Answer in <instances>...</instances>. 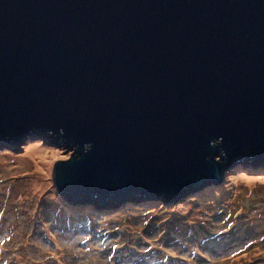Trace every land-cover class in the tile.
<instances>
[{"label":"water","instance_id":"1","mask_svg":"<svg viewBox=\"0 0 264 264\" xmlns=\"http://www.w3.org/2000/svg\"><path fill=\"white\" fill-rule=\"evenodd\" d=\"M29 132L98 211L264 161V0H0V138Z\"/></svg>","mask_w":264,"mask_h":264},{"label":"rangeland","instance_id":"2","mask_svg":"<svg viewBox=\"0 0 264 264\" xmlns=\"http://www.w3.org/2000/svg\"><path fill=\"white\" fill-rule=\"evenodd\" d=\"M15 141L0 138V164L7 163L0 165V264H155L158 260V264H264V161H237L220 183L204 184L175 200L171 199L177 196L174 194L168 198L134 194L116 201L113 216H91L75 202V215L71 216V207L62 205L65 201L58 191L45 182L42 164L33 159L18 163L30 146L49 154L61 145L31 138L13 145ZM223 188L225 194L219 195L217 191ZM146 201L169 204L168 210L157 205L117 211L126 204ZM83 202L96 209L105 206L93 199ZM57 213L61 218L54 222L51 216ZM239 220L241 225L236 228ZM199 224L206 229L207 238L225 237V244L203 240L205 235L195 233L181 246L177 241L188 237ZM235 232L243 242L232 245L230 237ZM71 244L73 249L67 247ZM200 251L206 261L195 259ZM69 256L77 259L70 261Z\"/></svg>","mask_w":264,"mask_h":264},{"label":"bare ground","instance_id":"3","mask_svg":"<svg viewBox=\"0 0 264 264\" xmlns=\"http://www.w3.org/2000/svg\"><path fill=\"white\" fill-rule=\"evenodd\" d=\"M42 134V136H43V138L42 137H40L39 135H41ZM26 136H27V138H26ZM25 137H23V138H20V141H25V140H27L28 138H31V139H40V140H42L43 142H45L46 144H51L52 142H53V140H54V138H53V136L52 135H49L48 133L46 134V133H43V132H29L27 135H26ZM13 145H15V142L13 143ZM60 145V144H59ZM11 148L12 149H15L16 147L15 146H11ZM27 151H29V152H27L26 153V155L27 156H24V157H22L21 159H19L18 160V163L19 164H25V162H29V161H31L32 159L33 160H36V163H37V165H39V164H42V162H43V159H44V156H45V154H47V152H45V150L43 149V150H39L38 148H36V145L35 146H30L29 148H28V150ZM217 157H219L218 159H219V161H224V157H225V155H224V153H216V157L215 158H217ZM225 162V161H224ZM0 165H2V166H7V163H2V164H0ZM3 170V172H5L6 170L5 169H2ZM233 170H235V169H233ZM232 169H231V171H233ZM9 173H12V172H10V171H7V173L6 174H9ZM225 188H223V189H221V190H218L217 192H218V194L219 195H224L225 194ZM218 195V196H219ZM196 197V196H195ZM214 197H215V195H214ZM190 199L191 198H189V200H187V201H190ZM197 199V198H196ZM88 204V203H87ZM62 205H64V206H66L67 207V209H69L68 207L70 206L71 208L69 209L71 212H70V215L72 216H74L75 215V210H73V207H74V205H75V202H72V203H69V202H64V203H62ZM89 206H92L93 208H89V207H85L84 208V206H80L81 207V210H84L86 213H88V214H90L91 216H94V215H97V216H113V215H115L116 213V211L113 209V210H107V211H98V210H96L95 208H96V206H94V205H92V204H88ZM126 205H128V206H126L125 207V209L124 208H119V209H121V210H117V211H124V210H133V208L134 209H137V208H139L140 206H142V207H146V208H153V207H155V206H161V205H166L165 203H162V202H152V201H146L145 203H143V204H140V205H132V204H126ZM169 204H167L166 206H168ZM144 208H140V209H144ZM94 210L96 211V213H94ZM66 210H64V213L66 214ZM59 214L57 213V215H52L51 217H52V219L54 220V222H56V219L58 218V219H60L61 217V215H59ZM58 216V217H57ZM67 247H69L70 249H73L74 248V245L73 244H71V246H67ZM153 258V257H152ZM160 258V257H159ZM158 258V259H159ZM160 260H158V262H159ZM158 262L157 261H155V262H153V263H155V264H158Z\"/></svg>","mask_w":264,"mask_h":264},{"label":"trees","instance_id":"4","mask_svg":"<svg viewBox=\"0 0 264 264\" xmlns=\"http://www.w3.org/2000/svg\"><path fill=\"white\" fill-rule=\"evenodd\" d=\"M52 143H55V144H60L61 145V143L59 142V141H55V140H53V142ZM245 162H248V161H245ZM230 167H231V165H230ZM183 195H185V194H181L180 196H183ZM180 196H171L172 198V200H175L177 197H180ZM90 199H92V198H85L84 197V199H82L81 201H77V202H80V206H84L85 207V205H88L86 202H83V201H85V200H90ZM196 200H199L198 198L196 199ZM118 201H120V200H118ZM172 202V201H171ZM198 202V201H197ZM210 202L208 201V203L207 204H209ZM206 204V205H207ZM205 205V204H204ZM161 207H165L167 210H168V206H166V205H161ZM161 207L160 208H158V209H161ZM136 210H140V208H137ZM170 211H172V209H170ZM220 212V211H219ZM166 219H164L163 221H165ZM240 222H241V220H239V221H237L235 224H234V226H237L236 228H239V225H241L240 224ZM242 223H243V221H242ZM200 225V224H199ZM199 228V230H197ZM194 231H192L189 235H188V237L187 236H185V237H183L181 240H179V241H177V242H179L180 243V245L182 246V245H185V242H182L183 240H191V239H193L194 237H193V235H195V233H197V235H199V236H204L205 235V231H206V229L204 228V226H202V225H200V226H198L197 228L195 227V229H193ZM228 230V229H227ZM197 231V232H196ZM178 232H180L179 230H178ZM199 232H201V233H199ZM224 233H226V230H225V232ZM223 233V234H224ZM176 234V236H179V234H177V233H175ZM239 232H235L231 237H230V240H231V243H232V245H237V244H239V243H242L243 242V240L242 239H238L239 238ZM224 237V236H223ZM206 239V241L208 240V239H213V241H217V243H222V244H225V240L224 239H227V238H225L224 237V239H221V238H216V236H214V237H209L208 236V238H207V236L205 235V238L203 239V240H205ZM198 239H196L195 241H197ZM205 241V242H206ZM208 243H210V242H208ZM215 248H217V245H215ZM215 248H211L210 250H211V252H215L216 251V249ZM77 256H69L67 259H69L70 261H75L77 258H76ZM197 258H195L196 260H201V259H204L205 261H206V258L204 257V254H202V251H200L199 252V254L197 253V256H196ZM208 261H209V259H207ZM130 264V263H129Z\"/></svg>","mask_w":264,"mask_h":264}]
</instances>
